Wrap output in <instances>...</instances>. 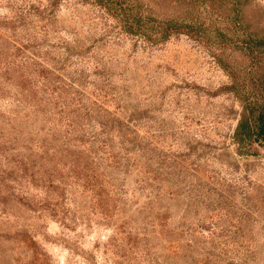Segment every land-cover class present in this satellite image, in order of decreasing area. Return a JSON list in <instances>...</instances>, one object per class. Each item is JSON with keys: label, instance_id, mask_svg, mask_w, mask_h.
<instances>
[{"label": "rangeland", "instance_id": "rangeland-1", "mask_svg": "<svg viewBox=\"0 0 264 264\" xmlns=\"http://www.w3.org/2000/svg\"><path fill=\"white\" fill-rule=\"evenodd\" d=\"M223 51L93 0H0V264H264V146L233 141Z\"/></svg>", "mask_w": 264, "mask_h": 264}, {"label": "trees", "instance_id": "trees-1", "mask_svg": "<svg viewBox=\"0 0 264 264\" xmlns=\"http://www.w3.org/2000/svg\"><path fill=\"white\" fill-rule=\"evenodd\" d=\"M93 1L132 35L157 41L180 33L198 39L213 36L217 46L229 51L224 61L217 60L230 80L225 91L241 107L233 141L264 146V34H253L245 27L241 0H226L225 4L221 0H170L181 11L167 17L156 15L157 8L139 0Z\"/></svg>", "mask_w": 264, "mask_h": 264}]
</instances>
